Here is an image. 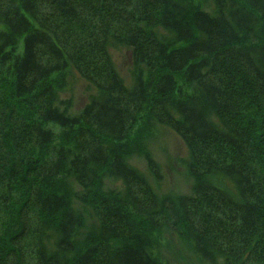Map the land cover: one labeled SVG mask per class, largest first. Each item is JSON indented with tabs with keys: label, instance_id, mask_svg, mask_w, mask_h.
<instances>
[{
	"label": "trees",
	"instance_id": "1",
	"mask_svg": "<svg viewBox=\"0 0 264 264\" xmlns=\"http://www.w3.org/2000/svg\"><path fill=\"white\" fill-rule=\"evenodd\" d=\"M71 75L94 90L79 112ZM155 126L186 147L187 195L128 163L159 180ZM163 229L204 262L264 264V0H0V264H163Z\"/></svg>",
	"mask_w": 264,
	"mask_h": 264
},
{
	"label": "rangeland",
	"instance_id": "2",
	"mask_svg": "<svg viewBox=\"0 0 264 264\" xmlns=\"http://www.w3.org/2000/svg\"><path fill=\"white\" fill-rule=\"evenodd\" d=\"M110 56L117 68L120 76L128 81L130 79V61L127 52L124 49L119 51H110ZM67 90L62 93V99H71L73 109L79 112L83 105L86 103L88 95L93 94V88L82 82L78 77L71 75L66 84ZM45 129L50 131L54 136L61 133V128L54 123L45 125ZM136 136L132 139L129 145H134V141L139 140ZM138 143V142H137ZM144 148L147 149L151 158L156 162L159 167V180L155 181L150 175L145 160L138 154L129 157L128 163L140 172L144 173L153 191L158 196L172 195L181 197L190 193L193 181L187 173L184 166V161L187 158V150L183 142L169 129L162 126H155L151 128L142 139ZM217 186L232 189L226 183L216 182ZM226 185V186H225ZM118 186L116 183L110 181L106 182V187L113 189ZM86 214V211H84ZM84 226L80 230L78 241L81 242L83 235L86 236L91 227L93 219L84 215ZM94 222V221H93ZM184 235L182 238L179 234L171 229H163L158 235L156 245V257L163 264H210L200 260L193 252L190 244L185 240ZM85 239V237H84ZM84 241V240H83ZM214 264H223L221 260Z\"/></svg>",
	"mask_w": 264,
	"mask_h": 264
}]
</instances>
